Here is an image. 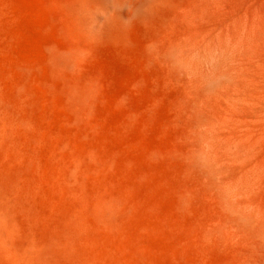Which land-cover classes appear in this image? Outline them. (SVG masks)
<instances>
[{"label": "rangeland", "instance_id": "obj_1", "mask_svg": "<svg viewBox=\"0 0 264 264\" xmlns=\"http://www.w3.org/2000/svg\"><path fill=\"white\" fill-rule=\"evenodd\" d=\"M0 264H264V0H0Z\"/></svg>", "mask_w": 264, "mask_h": 264}, {"label": "bare ground", "instance_id": "obj_2", "mask_svg": "<svg viewBox=\"0 0 264 264\" xmlns=\"http://www.w3.org/2000/svg\"><path fill=\"white\" fill-rule=\"evenodd\" d=\"M7 235H8V234H7ZM7 235H6V236H7ZM1 246H2V245H1Z\"/></svg>", "mask_w": 264, "mask_h": 264}]
</instances>
